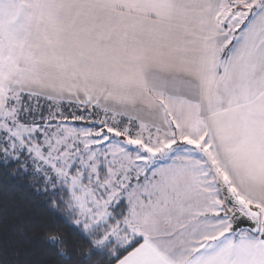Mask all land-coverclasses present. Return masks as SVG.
I'll list each match as a JSON object with an SVG mask.
<instances>
[{
    "label": "snow or ice",
    "instance_id": "snow-or-ice-1",
    "mask_svg": "<svg viewBox=\"0 0 264 264\" xmlns=\"http://www.w3.org/2000/svg\"><path fill=\"white\" fill-rule=\"evenodd\" d=\"M0 171V264H264V0H0Z\"/></svg>",
    "mask_w": 264,
    "mask_h": 264
},
{
    "label": "trees",
    "instance_id": "trees-1",
    "mask_svg": "<svg viewBox=\"0 0 264 264\" xmlns=\"http://www.w3.org/2000/svg\"><path fill=\"white\" fill-rule=\"evenodd\" d=\"M34 184L35 182L31 176L13 179L11 176L5 175L3 171H0V208L3 207L5 201L18 205L21 209V220L44 223L51 230L59 232L61 235L71 236L72 228L70 223L60 219L64 215L63 211L51 209L47 204L48 197L38 192ZM16 223L17 217L0 214V228L5 224L14 225ZM26 235L32 243L21 246L20 252L26 256L34 251L41 259L42 264H52L53 258L42 244L43 236L35 230L29 231ZM72 238L75 239L74 236ZM21 264H26V261L22 259Z\"/></svg>",
    "mask_w": 264,
    "mask_h": 264
}]
</instances>
